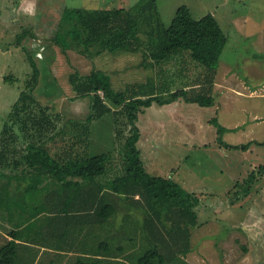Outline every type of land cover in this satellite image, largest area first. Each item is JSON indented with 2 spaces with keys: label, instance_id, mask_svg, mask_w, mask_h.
I'll list each match as a JSON object with an SVG mask.
<instances>
[{
  "label": "trees",
  "instance_id": "1",
  "mask_svg": "<svg viewBox=\"0 0 264 264\" xmlns=\"http://www.w3.org/2000/svg\"><path fill=\"white\" fill-rule=\"evenodd\" d=\"M58 20L51 40L65 53L67 48L86 56L142 51L140 65L146 68L163 71L174 61L181 64L180 72L188 73L192 65L203 69L196 77L197 86L170 88L153 75L121 90L113 88L111 75L102 68L89 73L76 69L69 81L75 96L90 97V109L85 118H66L39 100L35 89L41 68L33 51L22 45L32 71L0 133V175L8 177L5 185L0 182V202L29 192L38 197L45 187L43 197L50 201L37 207L32 221L9 230L11 238L0 246V264H44L45 260L48 264H190L185 255L192 250L191 227L199 224L196 208L201 199L173 177L147 171L137 145L136 122L153 103L182 99L214 105L228 36L214 14L194 17L186 5L176 10L168 26L159 24L156 0H140L128 8L65 7ZM27 36L36 34L25 29L18 44ZM109 113L117 124L118 140L125 135L114 164L112 153L90 152L91 123ZM210 122L217 126V139L225 147L248 150L254 142L229 144L222 138L226 127L217 117ZM12 172L18 176L17 191L11 189ZM260 176L264 164L244 180L247 194ZM22 179H26L24 187L18 186ZM118 203L128 209L119 223ZM141 212L138 222L134 213Z\"/></svg>",
  "mask_w": 264,
  "mask_h": 264
},
{
  "label": "rangeland",
  "instance_id": "2",
  "mask_svg": "<svg viewBox=\"0 0 264 264\" xmlns=\"http://www.w3.org/2000/svg\"><path fill=\"white\" fill-rule=\"evenodd\" d=\"M139 1L23 0V5L22 0H0V133L32 71L22 45L33 51L41 68V84L35 93L58 111L75 100L69 75L76 69L80 73H89L94 67L104 69L111 75L116 90L153 75L163 85L170 84V88L197 86L196 77L203 69L197 65H192L188 73L180 72L181 64L173 61L164 65L162 71L159 67L141 66L142 51L117 50L86 56L73 48H67L65 53L51 40L65 7L128 8ZM182 5L188 6L194 17L214 14L228 36L216 76L217 102L200 106L177 101L163 107L157 103L146 107L136 122L140 128L137 145L141 158L151 174L173 177L201 199L196 208L199 224L191 227L192 250L185 255L186 261L264 264V176L258 177L248 194L244 183L257 164H264V144L259 143L264 141V0H156L159 24L168 26ZM25 29L36 37L30 41L27 36L19 45L18 35ZM221 89L226 96H219ZM85 103L88 108L90 97L85 98ZM214 117L226 127L222 135L225 142L241 144L254 140L249 149L223 146L217 139V126L210 122ZM235 125L237 128H227ZM116 126L109 113L94 119L90 129L91 154L110 152L113 164L120 158L119 144L125 136L118 140ZM124 133H128L127 128ZM12 174L11 189L17 191L18 176L14 175L16 172ZM7 181V176L0 175L2 185ZM25 185L26 179L19 180L18 186ZM47 191L45 187L38 197L33 192L15 194L13 201L0 202V246L6 243L11 228L32 221L37 207L45 203L43 196ZM126 211L124 204L118 203L117 223ZM134 215L140 222L142 212ZM44 264L48 262L45 260Z\"/></svg>",
  "mask_w": 264,
  "mask_h": 264
},
{
  "label": "crops",
  "instance_id": "3",
  "mask_svg": "<svg viewBox=\"0 0 264 264\" xmlns=\"http://www.w3.org/2000/svg\"><path fill=\"white\" fill-rule=\"evenodd\" d=\"M24 2H23V0H22V3L21 4H23ZM32 3V5H34L33 4V2H31ZM24 5V4H23ZM31 5V4H30ZM35 7L36 6H34L33 7V9H35ZM28 38V37H27ZM31 39L32 38H30L29 37V40L31 41ZM34 39V38H33ZM27 42V41H26ZM81 54V53H80ZM40 84H41V77H40V82H39V86H40ZM70 84V83H69ZM71 85V84H70ZM216 85H217V82H216ZM72 86V85H71ZM73 87V86H72ZM216 86H215V89L214 90H216ZM37 90H38V86L36 87V89H35V92H37ZM224 89H221L219 92V96L221 97L222 95H224V96H226V93L224 94ZM235 91V90H234ZM73 93H72V95H73V98L75 99L74 101H72V104H71V102H69L68 103V106H67V108H65L64 110H62V109H60L61 111L60 112H62L65 116H66V118H85L87 115H88V113H89V109H90V105H89V107L87 108L86 107V103H85V98L87 97H78V96H75L76 95V91L74 90V91H72ZM239 92V90H237V94H241V93H238ZM235 93V92H234ZM48 96H50V94H48V95H46V97H48ZM177 101H179L180 102V104H181V102H183L184 100H182V99H178V100H176V101H173V102H170V103H165V104H158L159 106H161V107H163V106H167V105H170V104H173V103H175V102H177ZM184 102H186V101H184ZM186 103H191V102H186ZM70 104H71V106H70ZM153 104H156V103H153ZM152 104V105H153ZM151 105V106H152ZM177 107V106H176ZM52 109H53V111L54 112H57L58 110L56 109V106L55 105H52ZM71 114H73V115H71ZM234 127H236L237 128V125H235V126H227V128H234ZM253 146L254 145H252V150H253ZM254 148H256V147H254ZM258 165V164H257ZM41 199H43L42 197H41ZM45 200L46 201H50V199L48 198V197H46L45 198ZM7 238L9 239V238H11V236L9 235V234H7Z\"/></svg>",
  "mask_w": 264,
  "mask_h": 264
}]
</instances>
